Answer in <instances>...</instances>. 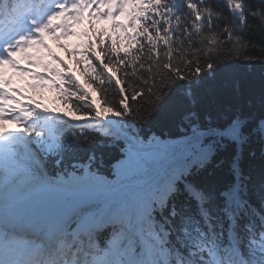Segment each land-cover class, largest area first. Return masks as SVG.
Returning a JSON list of instances; mask_svg holds the SVG:
<instances>
[{"label":"trees","instance_id":"16d2710c","mask_svg":"<svg viewBox=\"0 0 264 264\" xmlns=\"http://www.w3.org/2000/svg\"><path fill=\"white\" fill-rule=\"evenodd\" d=\"M173 1L176 5L169 13L164 5ZM136 27L131 47L121 46L113 54L100 49L110 74L92 58L80 67L84 83L96 92L98 114L80 101L88 95L67 72L61 76L65 87L52 93L54 102L89 121L68 126L56 144L47 143L44 152L36 150L48 179L66 188L109 192L148 176L157 165H166L157 189L175 184L174 194L154 207L147 196L145 208L147 223L156 231L158 227L166 231L172 240V229L181 233L190 219L172 216L168 208L181 204L182 213L194 210L191 194L177 180L181 176L198 190L212 222L223 220L218 214L224 215L235 183L243 204L251 203L264 213V131L260 132L264 127V0H144ZM73 62L79 61L73 58ZM110 119L121 133L106 125ZM226 129L235 133L237 143L225 139ZM209 151L205 157L209 159L195 173L183 174L184 165L194 167ZM27 158L33 173L16 171L11 181L17 185L15 180H22L23 189L43 181L32 158ZM186 193L189 202L183 201ZM129 194L130 189H122L112 204L130 200ZM4 201L1 197L0 205ZM130 207L127 204L126 213ZM116 209L123 211L124 205L114 213ZM112 230L110 238L118 248L123 242L118 234L126 230L123 226ZM238 243L248 254L244 242Z\"/></svg>","mask_w":264,"mask_h":264},{"label":"rangeland","instance_id":"374dc122","mask_svg":"<svg viewBox=\"0 0 264 264\" xmlns=\"http://www.w3.org/2000/svg\"><path fill=\"white\" fill-rule=\"evenodd\" d=\"M116 3L119 4L118 2H116ZM112 9H113V7L109 9V12H110ZM80 19H81V18H75V17H73V24L76 26L77 23L80 21ZM55 36H56L55 32H54V31L51 32V38H54ZM18 74H19V78L15 79V84L17 85V89H16L15 93H14L13 96H12V102H11L12 104H14V101H15V99H16V96H17V94H18V92H19V88L21 87L22 83L28 80V79H27V76H26V73H18ZM11 107H12V105H11ZM11 107H10V108H11ZM9 112H10V109H9L8 112H5V111L3 110V111L0 112V115L3 116V117H5V116H8ZM0 124H1V126H2V128L0 129V133H4V134H7V135L12 136V137H14L16 134L19 133V130L16 129L15 125H14L13 123L9 122V121H6L5 119H3V121L0 122ZM10 124H12V125L14 126V132H12V133H7V132L4 130V127H5L6 125H10ZM43 184H44V185H43L44 187H42V188H46V187H47V188H54L53 185L48 184V183H46V182H43ZM35 188H37V186H33L32 188L28 189L23 195H26L28 192L34 190ZM55 188H56V187H55ZM58 189H59V188H58ZM59 190H63V189H59ZM68 192H70V191H68ZM71 192H74V191H71ZM73 194H74V197H75L76 199H78L79 202H81V203H84L85 201L91 199V198L88 196V194L83 193V192H78V191L76 192V191H75ZM13 217H14V219H17L15 216H13ZM10 218H11V217H10Z\"/></svg>","mask_w":264,"mask_h":264},{"label":"bare ground","instance_id":"6f19581e","mask_svg":"<svg viewBox=\"0 0 264 264\" xmlns=\"http://www.w3.org/2000/svg\"><path fill=\"white\" fill-rule=\"evenodd\" d=\"M69 6L68 7H71L72 8V11H74L73 12V14H74V16L75 17H79L80 15V11L78 10L77 11V5L76 4H72V2H69ZM35 23H36V21H34ZM34 27V28H33ZM37 31H38V27H36V24H34V25H31L30 26V34L32 35V36H36L37 35ZM75 48L77 49V47L75 46ZM79 51V50H78ZM57 52L58 53H61V49H57ZM0 80L4 83V85H6L7 86V88H9V86H11V80H10V78L9 77H7V75H5V74H3V73H1L0 72ZM7 97H9V92L8 93H3V92H0V106H2V101L3 100H5V98H7ZM6 129L7 130H9V129H13V128H10V127H6ZM124 159H127V158H124ZM187 193L185 194V196H184V201H188V199H187ZM190 197V196H189ZM13 214H14V212H12ZM10 214V213H9ZM11 215V214H10Z\"/></svg>","mask_w":264,"mask_h":264}]
</instances>
